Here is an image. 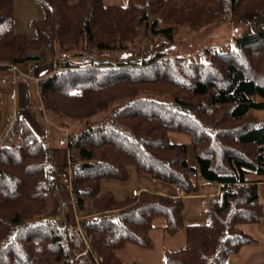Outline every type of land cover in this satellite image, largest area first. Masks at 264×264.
I'll return each mask as SVG.
<instances>
[{
	"label": "trees",
	"instance_id": "trees-1",
	"mask_svg": "<svg viewBox=\"0 0 264 264\" xmlns=\"http://www.w3.org/2000/svg\"><path fill=\"white\" fill-rule=\"evenodd\" d=\"M37 2L43 16L29 38L13 31V0H0V62L40 60L56 48L82 57L64 60L63 70L39 82V93L61 119L88 122L108 113L67 140L78 151L68 166L77 211L98 218L79 229L43 216L53 190L52 159L43 139L16 116L7 140L15 135L19 142L0 148V264H140L119 251L128 244L150 249L153 229L172 234L182 227L185 246L166 251L160 264H231L229 257L253 240L241 225L263 215L254 182L264 180V123L253 111L264 110V30L207 62L155 52L95 63L90 52L124 49L145 28L170 36L179 22L198 27L263 12L264 0ZM171 133L188 135L194 164L187 144ZM130 167L189 196L198 195L199 178L220 185L205 203L208 222L185 224L179 195L101 192L104 180H129ZM251 172L255 180L247 178Z\"/></svg>",
	"mask_w": 264,
	"mask_h": 264
},
{
	"label": "rangeland",
	"instance_id": "rangeland-1",
	"mask_svg": "<svg viewBox=\"0 0 264 264\" xmlns=\"http://www.w3.org/2000/svg\"><path fill=\"white\" fill-rule=\"evenodd\" d=\"M105 3H116L123 4L126 0H103ZM43 11L37 0H13V31L20 33L29 38L36 36V30L33 26V22L38 21L42 18ZM172 33L170 36L164 35H153L150 29L145 28L140 36L141 40H136L134 44L128 45V47L121 49L118 48L113 51H96L93 50L90 53L94 55V62L99 63L104 60H109L113 63L117 61H124L127 58L137 59L141 58L143 54L147 53L150 55L155 52L165 53L170 57H182L187 58L191 61H202L207 62L213 54L221 53L231 48L236 47V41L243 36L251 35L264 30V11H252L250 15L236 16L234 14H229L226 18L214 21L203 26L196 27L195 24H187L179 22L172 25ZM66 53L65 59H59L57 54ZM82 57L77 56V51H66L59 52L58 48L56 50L52 49L48 51L45 56L40 60H26L22 63L28 65L27 63H33L30 65V70L41 71L43 69H48L47 75H49L53 70L60 71L63 70L64 60L69 61H80ZM46 63L48 65H46ZM19 65H23L18 63ZM17 64H8L6 62H0V78H2V71L4 67H7L12 74L14 79H31L30 86L32 90L29 89V103L25 111L20 113V117L27 120L28 124L32 127L36 135L41 137L44 144L49 148L48 153L52 159L53 166V190H51L46 196V209L43 213L44 217L52 218H63L65 224H74L75 227L80 228L85 222L90 219H97L98 216L94 215H84L83 212H78L77 203H71V194L74 193L70 186L71 174L69 166V155L78 156V151L76 148H67V140L81 127L87 124H96L106 117L108 113L93 116L88 122L85 120H77V118L65 117L64 119L59 118L54 112L46 110L43 101L40 96V79L36 76L26 75L24 70H21L16 66ZM38 65V66H34ZM15 67L14 69H10ZM25 68V66H21ZM29 71V70H28ZM46 75V76H47ZM3 78V80H5ZM39 79V82H38ZM29 81V80H28ZM36 82V86H35ZM5 98L3 92H0V135L5 133L11 124L13 123L15 117L10 109V104L7 108L5 104ZM8 105V104H7ZM7 108V109H6ZM256 121H261L264 123V110L253 111ZM7 116L12 119L8 120ZM108 118V117H107ZM10 133V132H9ZM171 137L178 141L187 144V157L191 164L193 161L192 147L190 146V140L188 135L184 133H171ZM18 143L19 139L17 136L13 135L11 139L6 141V144ZM63 146V147H62ZM61 148L68 150V158H63L61 153ZM61 149V150H60ZM71 152V153H70ZM54 156L58 157L59 160L56 162ZM67 161V165L66 162ZM67 167L69 170H67ZM135 169L130 167V178L127 181H113L104 180L101 185V192H113L116 196H122V194L129 191H124L122 187L129 184L135 178ZM142 175V174H140ZM147 176V175H145ZM248 176H255L253 172L248 173ZM149 177V176H148ZM153 183H160L161 185H168L169 187L175 188L172 185L160 182L158 180L152 179ZM142 186H149V182L139 181ZM200 188L198 190V195L193 196L197 199V202L191 200L188 204L185 202L183 220L185 224H188L191 219L193 222L199 223L208 222V217L204 212L206 207V202H202L201 194H204L207 201L211 193H215L218 189L217 184L206 183L199 178ZM152 188V187H150ZM155 192H167L166 189L155 190ZM120 193V194H119ZM199 197V198H197ZM61 201H65L66 208L61 210ZM70 208V209H69ZM74 211V213L72 212ZM196 215L197 218L192 217ZM205 217V220H204ZM202 220V221H201ZM204 220V221H203ZM156 225L161 224V220L157 219L154 221ZM152 238L153 246L150 249L140 248L131 244L126 245L119 251V256L126 261L133 260L140 264H160L164 262V253L170 250H176L185 246L186 234L185 228L182 227L174 233L164 232L160 228H155L150 232Z\"/></svg>",
	"mask_w": 264,
	"mask_h": 264
},
{
	"label": "crops",
	"instance_id": "crops-1",
	"mask_svg": "<svg viewBox=\"0 0 264 264\" xmlns=\"http://www.w3.org/2000/svg\"><path fill=\"white\" fill-rule=\"evenodd\" d=\"M70 1L74 2L76 0H70ZM21 64H23V65L17 64L16 66H18V68H20L21 70H24L23 72H25L26 75H29L31 77L36 76L40 79V81L42 79H44V77L47 75L48 69H43L41 71L38 70V73H37L36 72L37 69L36 70H30L29 69L30 65H32L33 63H27L28 65H25L24 63H21ZM46 65H48V64L46 63ZM21 66H25V68H22ZM2 72H3L2 73L3 77L0 78V92H3V94H4V98H5V102H6L5 104H6L7 108L10 104V106H11L10 109L13 111L12 114L19 116L22 111H25L27 109L28 103H29V92H30L29 89L32 90V87H34V86L31 87L29 84L31 82L30 81L31 79H23L22 77L19 79H14L12 77V74H10V71L7 67H4V70ZM5 77H6V79L3 80V78H5ZM39 79H38V82H39ZM35 86H36V82H35ZM61 149L60 150H61V153L63 155V158H65V157L68 158V152L69 151L65 150L64 148H61ZM55 159L57 161L59 160L58 157L54 156V160ZM56 160H55V162H56ZM67 161H69V158ZM67 161L65 162L66 165L68 164ZM247 178L251 179V180H253V179L255 180V178H257V177H256V175L255 176H248V174H247ZM141 180H143L144 182H149L148 183L149 186H147V185L142 186L141 183H139V181H141ZM254 183H255L256 189H257L258 202L262 206L263 215H262V218L260 219L259 222L245 223V224L241 225V228L243 229V231L246 232L247 234H249L253 240L251 243L243 245L238 250V252H236L235 254H232L229 257V261L231 264H264V180L257 181V182L255 181ZM217 186H218V189L215 191V193H211V195H213V196L218 195V193L220 191V185H217ZM150 187H152V188H150ZM142 188L143 189H149V190L155 189L157 191L158 190L163 191L162 189H166L167 192H161V193H167V194H171V195H179L185 201H187L188 204L191 200H193L194 203L197 202V199L193 198V196L185 195L183 192L177 191L175 188L169 187L168 185H166V186L161 185L158 182L153 183V181H151L150 177L145 176V175H138L136 172H135V178L129 184L122 187L123 193H124V191H129L127 193L122 194V196H124L126 194H130V193L137 191L139 189H142ZM204 196H205L204 194H201V200L203 199ZM197 198H199V197H197ZM206 201H207V199H205V202ZM202 202H203V200H202ZM72 212L74 213V211H72ZM90 215H93V214H90ZM192 217L197 218L196 215H192ZM50 218H52V217H50ZM204 220H205V217H204ZM189 223H196V222H193V219H191L189 221Z\"/></svg>",
	"mask_w": 264,
	"mask_h": 264
},
{
	"label": "built area",
	"instance_id": "built-area-1",
	"mask_svg": "<svg viewBox=\"0 0 264 264\" xmlns=\"http://www.w3.org/2000/svg\"><path fill=\"white\" fill-rule=\"evenodd\" d=\"M260 12H261V10H259ZM57 57L59 58V59H65V57H66V53H62V54H57ZM35 67L36 66H38V65H34ZM15 67H11L10 69H14ZM15 117H12L14 120H15V118H16V115L15 114H13ZM10 116H7V119L8 120H10V119H12ZM14 122V121H13ZM13 124V123H12ZM11 124V125H12ZM11 127V126H10ZM10 127L8 128V130L5 132V133H2L1 135H0V148L5 144V142H6V140H7V136H8V134H9V130H10ZM70 173V172H69ZM205 196L203 197V202H205ZM70 202L71 203H77V197H76V195L74 194V193H72L71 194V198H70ZM66 202L65 201H61V205L59 206V208L61 207V210L63 209V211L65 210V206H66ZM80 229V228H79Z\"/></svg>",
	"mask_w": 264,
	"mask_h": 264
}]
</instances>
